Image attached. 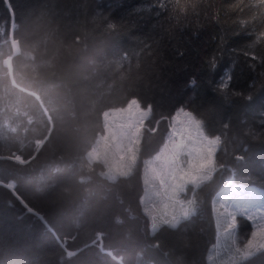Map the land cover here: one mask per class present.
<instances>
[{
	"label": "trees",
	"instance_id": "1",
	"mask_svg": "<svg viewBox=\"0 0 264 264\" xmlns=\"http://www.w3.org/2000/svg\"><path fill=\"white\" fill-rule=\"evenodd\" d=\"M161 2L165 7L156 8ZM195 3L181 12L171 0H0V182H14L11 191L0 187V264H209L216 230L211 196L233 172L217 173L196 190L200 207L177 239L171 229L150 231L141 164L113 180L103 161L87 157L106 109L133 96L153 104L150 120L180 103L197 107L208 93L223 98L215 89L228 70L233 79L225 92L236 103L221 109L231 117V142L222 148L228 159L238 146L235 155L249 149L250 165L232 163L233 175L262 186L264 7L258 0ZM106 18L127 27L118 35ZM193 76L198 87L189 90ZM233 91L251 94L253 109L241 112ZM160 129L150 139L145 131L143 155L161 146L166 124Z\"/></svg>",
	"mask_w": 264,
	"mask_h": 264
},
{
	"label": "snow or ice",
	"instance_id": "2",
	"mask_svg": "<svg viewBox=\"0 0 264 264\" xmlns=\"http://www.w3.org/2000/svg\"><path fill=\"white\" fill-rule=\"evenodd\" d=\"M171 2L181 12L196 6L195 0ZM258 3L264 7V0H258ZM155 7L164 8L165 4L161 2ZM106 21L108 29L118 35L127 27L122 20L106 18ZM240 35L241 33H236L237 37ZM261 38H264V33H261ZM178 54L184 55L183 52ZM129 55V52L122 53L121 60H127ZM131 55L135 57L136 53L132 52ZM208 67L212 72L217 70V56L214 55L208 60ZM232 79V74L228 70L219 76L215 91L223 94L222 99L208 93L199 106L192 107L188 103H180L170 115L158 113V119L150 120L153 117L154 106L138 96H133L128 105L121 110L127 115V119L122 124L125 131L123 142L120 144V159L123 164L119 175L128 177L137 170L138 164H142L145 191L140 200L143 212L149 218L150 231L153 235L159 229L166 228L174 230L177 239H180L183 235L180 232L182 222H188L195 217L200 207L196 190L211 181L217 173L236 174L232 163L238 165L241 170L250 165L249 149H243L244 155H235L234 153L242 147L238 146L233 149L231 159H228L229 154L222 148V145L231 142L227 135L231 117L227 112L222 114L221 109L224 102L236 103L225 92ZM197 87L196 77H190L187 80V88L195 90ZM231 96L239 99L241 112L253 109L255 100L251 94L244 95L233 91ZM162 122L167 126L162 145L154 155L141 160V145L145 131L149 133L150 139L151 135L161 130ZM218 153H222L219 159ZM111 179L115 180L116 176L113 175ZM259 182L264 188V175H261ZM13 183L0 182V187L7 186L11 191ZM248 183L251 181L236 183L233 179H228L212 198L216 228L220 235L231 240L227 264H253L256 257H264V190L248 187L246 186ZM14 196L29 215L36 216L43 223L42 218L18 193H14ZM241 217L252 226L249 238L242 246L237 244L235 239ZM98 236L102 240L104 233H98ZM59 243L57 241L58 245ZM153 247L160 248V242L156 241ZM73 251L69 249L65 257L71 259ZM76 254L79 255L78 252ZM209 259L211 260V256Z\"/></svg>",
	"mask_w": 264,
	"mask_h": 264
},
{
	"label": "rangeland",
	"instance_id": "3",
	"mask_svg": "<svg viewBox=\"0 0 264 264\" xmlns=\"http://www.w3.org/2000/svg\"><path fill=\"white\" fill-rule=\"evenodd\" d=\"M129 102V101H128ZM128 102L106 109L103 113L104 119V129L99 133V136L95 142V144L87 151V157L89 160H101L104 162L106 169L105 172L109 176L115 175L116 177L120 176L119 171L122 167L123 162L120 159V144L123 142L124 136L123 133L125 128L122 127V124L126 121L127 115L121 111L124 109ZM162 145V144H161ZM159 148L156 150L158 151ZM151 154H142V145H141V160L147 159L150 156L154 155L155 152ZM139 165V164H138ZM141 177L143 181V170L141 164ZM228 179H233L236 183L242 182V180H237L233 174H229L226 176V182ZM224 182L213 192L211 196V205L212 198L215 195V192L219 190V188L223 187ZM144 186V182H143ZM246 186L248 187H256L257 189L264 190L262 186L248 183ZM145 191V187L141 196H143ZM143 205V204H142ZM213 207V205H212ZM213 212V211H212ZM214 217V213H213ZM240 219V227L236 231L235 239L237 244L243 245L244 242L249 238L250 232L252 231V226L249 221L244 218ZM215 222V217H214ZM216 227V223H215ZM231 244V240L219 234L217 228L215 230V239L210 243L209 249L207 251V259L209 264H227L229 260V246ZM211 256V260L209 259Z\"/></svg>",
	"mask_w": 264,
	"mask_h": 264
}]
</instances>
